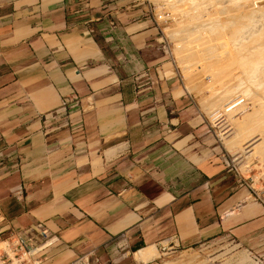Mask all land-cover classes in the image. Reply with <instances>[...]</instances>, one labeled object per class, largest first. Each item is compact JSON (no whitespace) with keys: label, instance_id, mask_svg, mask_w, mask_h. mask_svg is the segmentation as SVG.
I'll list each match as a JSON object with an SVG mask.
<instances>
[{"label":"crops","instance_id":"1","mask_svg":"<svg viewBox=\"0 0 264 264\" xmlns=\"http://www.w3.org/2000/svg\"><path fill=\"white\" fill-rule=\"evenodd\" d=\"M162 41L144 0H0V227L43 223L44 264L220 238L264 264V202Z\"/></svg>","mask_w":264,"mask_h":264},{"label":"rangeland","instance_id":"2","mask_svg":"<svg viewBox=\"0 0 264 264\" xmlns=\"http://www.w3.org/2000/svg\"><path fill=\"white\" fill-rule=\"evenodd\" d=\"M144 1H146L150 5L152 15L155 18L158 25L161 27L162 39H163L162 44L164 46V49L171 56V59L173 61V64L176 66L179 76L181 77L183 82L187 84V86L192 91V93L198 98L199 102L201 103L203 107V111L206 112L208 118L210 119L214 127V131L219 139L221 153L225 161L227 162L229 168L232 169L234 173L246 178L248 182L250 183L251 187H253L255 192L258 194V197L264 202V154L262 153L261 147L259 149L257 148V146H255L257 144L259 145V143L262 144L263 139H260L259 141L255 142L254 146H250L244 150H242V148H245V146H248V145H244L241 147L240 144L238 143H236L237 145L235 144V141L237 140L236 137H239V129L243 125H245L247 122L249 126L254 125L253 127L258 130V131L255 130L256 132L252 135L253 137H256L258 133H260L261 131L260 129L261 126H259L257 122H255L254 120H249L247 116L257 111L256 110L257 108L254 109V106L252 105L251 96L253 97L260 93V91L258 90L259 88L257 89V87L259 86V82L261 83V80L264 79V66L263 68H261L263 70L260 69V71H263L261 72L262 74L260 73L259 70H258L259 72L256 71L255 72L256 75L254 73V75L251 77V78L254 77L253 79L247 78L246 81L250 80V82L247 83V82H244V80L241 81L242 78L236 77L235 73L237 71L233 70L236 65H234L233 68L229 67L230 65L228 66V64H231V60L228 61V59L227 60L225 59L229 58L230 54H228L229 56L226 55V57H224L228 47L226 48V46L224 45V47L220 48L219 47L220 45L217 44L216 45L217 53L214 51V54H213V51L211 49H208V47L211 48L209 43L208 45L202 44L198 46L197 44H194V45L192 44V46H190L187 43L188 41H191V40L190 39L188 41L186 40L188 38L187 36H190L191 33L193 34L195 30L194 24L192 25L190 21L191 22L193 21V18L197 13H201L202 15H205V16H208L206 15L208 13L214 14L215 19H212V21H215V24L211 25L209 28L208 27L206 28V32L208 31V33H204V34L202 33L203 37L206 36L207 34V36L204 37L205 39H207L209 35H212L211 37L213 38V33H218L220 30L221 32L225 31V34H230V32L234 31V29L236 28L238 29L241 28L242 30L240 31L239 29V32H238L239 33L238 36H241V37H238L236 35L238 39L237 44L246 43L247 40L248 41L253 40L256 36L259 37L256 34L258 33L262 35L263 34L262 32H264V26H263L264 24V0H260V1L258 0L257 3H256V0H232V1L231 0H219L220 2L216 0L218 1L217 6H216L215 0H212L215 4L214 3L211 4V2H209L210 0H208L207 2L205 0H197V1L191 0L193 3L190 0L188 1L186 0H144ZM198 2H200V5L202 4L201 2H204L205 4L203 3L201 5L202 6L201 8V6L199 7ZM194 3L197 5L194 6ZM222 6H225V7H222ZM248 10L252 12L250 13ZM221 13H224V14L221 15ZM243 16H244V19L248 20V22L247 21L245 22V20L242 19ZM231 17L234 18V20H232ZM237 17L240 20H238ZM228 18L230 19L229 23L227 21ZM188 19H189V22H188ZM225 21H227L226 24L229 26H225L226 25L224 23ZM241 21H244L245 24H243V22ZM231 22H232V26L230 25ZM222 24L225 27L222 26ZM239 25H242V26L240 27ZM217 26L219 27V29L217 28ZM220 26L224 27L225 30L223 31L222 30L223 28ZM243 30H244V33H243ZM240 32H242V35L240 34ZM185 33L186 35H183ZM224 37L228 38V36H224ZM183 43H185V45L187 46H185ZM202 50L203 52H201ZM210 50L211 52L209 53ZM228 50L230 51V49ZM229 59H231V56ZM217 61H219L220 63ZM224 61L228 63L226 64ZM223 64H226V67H224ZM221 68L224 69V71ZM225 68L227 69V72ZM229 70H231V72L233 70L234 74L233 72L231 73ZM213 71L214 73L216 72L215 76H214ZM218 71H222V72L218 74L219 73ZM229 72L231 75L229 74ZM211 75L213 76V78ZM260 75H262L263 77ZM241 82H243L244 84H240ZM243 85H244V88L242 87ZM252 85H255V86L253 87ZM227 86H230V87H227ZM238 87L240 88L236 90V88ZM226 89L232 90V93L234 96L231 94L223 93L224 90ZM221 99H223L222 102L220 101ZM217 100L220 102H218ZM225 100L227 101L225 102ZM230 111H231V114L230 115L227 114V113H230ZM257 115H258V112H257ZM245 117H247L246 120L244 119ZM249 121H251L252 123L254 121V123L252 124ZM262 129H263L262 130L263 132L264 131L263 126H262ZM260 137L261 136H257V138H260ZM232 146L233 148L230 149ZM261 146H264V145H261ZM258 149L261 150L260 153H258L259 152ZM190 258H192L193 260H190ZM259 259L260 258L257 255H252L249 252L245 251L241 246H239L233 240L227 239V238H220V239H216V240L207 242L205 244H202L201 246H198L197 248H194L192 250H180L179 253L174 254L169 258H166L165 260L166 262L159 263V264H261L258 261Z\"/></svg>","mask_w":264,"mask_h":264},{"label":"bare ground","instance_id":"3","mask_svg":"<svg viewBox=\"0 0 264 264\" xmlns=\"http://www.w3.org/2000/svg\"><path fill=\"white\" fill-rule=\"evenodd\" d=\"M186 1H188V0H186ZM191 1V0H190ZM197 1V0H196ZM206 2L208 1V0H205ZM216 1V0H215ZM219 1V0H218ZM218 1H216V6H217V2ZM232 1V0H231ZM257 1L258 0H256V3H257ZM260 1V0H259ZM182 2H184V1H182ZM192 2V1H191ZM209 2H211V4H213L214 2L212 1V0H210ZM220 2V1H219ZM224 2V1H223ZM223 2H221V3H223ZM193 3V2H192ZM199 3V7L204 3V2H201L202 4L200 5V2H198ZM226 3H227V1H226ZM189 4H191V3H189ZM205 4V3H204ZM210 4V3H209ZM215 4V3H214ZM255 4V3H254ZM195 5H197V4H195L194 3V6ZM223 5V4H222ZM232 5V4H231ZM257 5V4H256ZM203 6H205V5H203ZM213 6V5H212ZM211 6V7H212ZM215 6V7H216ZM220 6V5H219ZM227 6V5H226ZM229 6V5H228ZM255 6V5H254ZM198 7V6H197ZM207 7V6H206ZM205 7V8H206ZM222 7H225V6H222ZM221 7V8H222ZM260 7V6H259ZM201 8H202V6H201ZM228 8V7H227ZM208 9V8H207ZM255 9V8H254ZM201 10V9H200ZM205 10V9H204ZM183 11H184V9H183ZM198 11V10H197ZM224 11V10H223ZM228 11V10H227ZM244 11V10H243ZM250 13L252 12V11H250V10H248ZM254 11H256V10H254ZM201 12V11H200ZM213 13H211V14H206V15H208V16H205V15H202L201 13H197L195 16H194V18H193V21L191 22L190 21V23L193 25L194 24V27H195V30H194V32H193V34L191 35L190 34V36H187L188 38L186 39L187 41L190 39L191 41H188V43L187 42H185V43H187L188 45H190V46H192V44L194 45V44H197L198 46H200V45H202V44H207L208 45V43H209V45H210V47L211 48H209L208 47V49H211L212 51H213V54H214V51L216 52L217 51V44L218 45H220L219 47L221 48V47H224V45L226 46V48H227V50H226V54H225V56L224 57H226V55H228V54H230V56H231V59H229L230 58V56H229V58H226L225 60H227L228 59V61L229 60H231V64H228V66L229 67H232L233 68V66L234 65H236L235 67H234V69L233 70H235V71H237L236 73H235V75H236V77H238V78H242V80L241 81H243L244 80V82H250V80L249 81H246L247 80V78H251L253 75H254V73L257 71V72H259L260 71V69L261 68H263V66H264V32H262L263 34L261 35V34H256V35H258L259 37H257L256 35H254V36H256L254 39L253 38H251V39H253V40H250V41H246V43H241V44H237V36L239 35V29H240V31H242L241 30V28H236V29H234V31H232L231 29V31L232 32H230V34H225V29H224V27L225 26H229V25H227L226 23H227V21H228V23L230 22V19L228 20L227 19V21H225L224 23L226 24L225 26L222 24V26H224V27H222V26H220V27H222L221 29L224 31V32H221V30L218 32V33H213V38L211 37L212 35H209V37L207 38V39H205L204 37H206L207 36V34H206V36H204L203 37V34L204 33H208V31L206 32V28L208 27H210L211 25H214L215 24V21H212V19H215L214 18V14L212 15ZM222 14H224V13H221V15ZM191 15V14H190ZM189 15V16H190ZM229 16V15H228ZM249 16V15H248ZM186 17V16H185ZM188 18V17H187ZM216 18H217V16H216ZM232 18V17H231ZM246 18H247V16H246ZM250 18V17H249ZM191 19H192V17H191ZM237 19H238V17H237ZM243 20H245V22L247 21L248 22V20H246V19H244V16H243V18H242ZM177 20V19H176ZM216 20H218V19H216ZM232 20H234V18H232ZM236 20V19H235ZM238 20H240V19H238ZM188 22H189V19H188ZM213 22V23H212ZM233 22V21H232ZM232 22H231V26H232ZM241 22H243V24H245L244 23V21H241ZM212 23V24H211ZM237 23V22H236ZM238 23H240V22H238ZM221 24V23H220ZM242 24V23H241ZM186 25V24H185ZM187 25H188V23H187ZM249 25V24H248ZM252 25V24H251ZM236 26V25H235ZM238 26V25H237ZM240 27L242 26V25H239ZM244 26H246V25H244ZM243 26V27H244ZM263 26H264V24H263ZM248 27V26H247ZM217 28L219 29V27L217 26ZM230 28V27H229ZM187 29V28H186ZM185 29V30H186ZM216 29V28H215ZM217 29V30H218ZM238 29V30H237ZM211 30H213V29H211ZM261 30V29H260ZM182 31V30H181ZM213 31H215V30H213ZM255 31V30H254ZM257 31V30H256ZM186 32V31H185ZM203 33V34H202ZM243 33H244V30H243ZM255 33V32H254ZM179 34V33H178ZM181 34V33H180ZM240 34L242 35V32H240ZM183 35H186V33L185 34H183ZM187 35H188V33H187ZM237 35V36H236ZM261 35V36H260ZM224 36H228V38L227 37H224ZM253 36V35H252ZM186 37V36H185ZM238 37H241V36H238ZM244 37H245V35H244ZM194 38V39H193ZM247 38V37H246ZM250 38V37H249ZM240 39V38H239ZM241 40V39H240ZM243 40V39H242ZM244 41H245V39H244ZM244 41H242V42H244ZM185 43H183L184 45H185ZM239 43H240V41H239ZM223 45V46H222ZM185 46H187V45H185ZM203 47V46H202ZM213 47V48H212ZM192 48H194V47H192ZM206 48V47H205ZM190 49V48H189ZM200 49V48H199ZM223 49H225V48H223ZM228 49H230V51L228 50ZM201 50V49H200ZM211 50L209 51V53L211 52ZM192 51V50H191ZM200 52V51H199ZM201 52H203V50L201 51ZM197 53V52H196ZM217 53V52H216ZM221 53V52H220ZM223 53V52H222ZM192 54V53H191ZM195 54V53H194ZM200 54V53H199ZM204 54V53H203ZM202 54V55H203ZM205 54H206V52H205ZM208 54V53H207ZM223 54V55H224ZM180 55V54H179ZM190 55V54H189ZM198 55V54H197ZM217 55V54H216ZM199 56V55H198ZM211 56V55H210ZM222 56V55H221ZM202 57V56H201ZM216 57V56H215ZM214 57V58H215ZM193 58V57H192ZM217 58V57H216ZM222 58V57H221ZM190 59V58H189ZM200 59V58H199ZM203 59H205V58H203ZM218 59V58H217ZM208 60V59H207ZM210 60V59H209ZM215 60V59H214ZM186 61V60H185ZM188 61V60H187ZM200 61V60H199ZM220 61V60H219ZM219 61H217V62H219ZM201 62H203V61H201ZM221 62V61H220ZM219 62V63H220ZM225 62V61H224ZM216 63V62H215ZM226 63V62H225ZM228 63V62H227ZM226 63V64H227ZM202 64V63H201ZM211 64V63H210ZM226 64H223L224 65V67H226ZM192 65V64H191ZM215 65V64H214ZM218 65V64H217ZM186 66V65H185ZM189 66V65H188ZM227 66V67H228ZM198 67V66H197ZM210 67H212V66H210ZM228 67V68H229ZM231 68V69H232ZM236 68V69H235ZM195 69V68H194ZM210 69V68H209ZM222 69V68H221ZM226 69V68H225ZM212 70V69H211ZM216 70H217V68H216ZM219 70V69H218ZM223 71H224V69H222ZM233 70H232V72H233ZM259 70V71H258ZM261 70H263V69H261ZM230 72H231V70H229ZM208 72V71H207ZM206 72V73H207ZM219 72V73H218ZM217 73L218 74H220L222 71H218ZM226 72H227V69H226ZM230 72H229V74H230ZM231 72V73H232ZM261 72H263V71H260V73ZM211 73V72H210ZM213 73H214V71H213ZM212 73V74H213ZM216 73V72H215ZM215 73H214V76H215ZM218 74H216V75H218ZM233 74H234V72H233ZM232 74V75H233ZM262 74V73H261ZM231 75V74H230ZM255 75H256V73H255ZM258 75H259V73H258ZM212 76V75H211ZM260 76H262V75H260ZM225 77V76H224ZM263 77V76H262ZM212 78H213V76H212ZM254 78V77H253ZM253 78H251V79H253ZM221 79V78H220ZM236 79V78H235ZM222 80V79H221ZM256 80V79H255ZM254 80V81H255ZM259 80V79H258ZM264 79H262L261 80V83L259 82V86L257 87V89L260 91V93L259 94H257V95H255V96H251V102H252V105L254 106V109L255 108H257L255 111V113L253 114H251V115H248L247 117H248V119L249 120H254L255 122H257V124L259 125V126H261V131H260V133H258V135L257 136H261L260 138H257V136L256 137H253L252 135L256 132V131H258L256 128H254L253 126H249L248 125V122L245 124V125H243L240 129H239V137H236L237 138V140L235 141V144L236 143H238V144H240L241 145V147L242 146H244V145H248V146H245V148H242V150H244V149H246V148H248V147H250V146H254V144H255V142H257V141H259L260 139H263V141H262V144L261 143H259V145L257 144V145H255V146H257V148H259L260 149V147H261V149H262V153L264 154V146H261V145H264L263 143H264V131L262 132V126L264 127V81H263ZM253 81V80H252ZM263 81V82H262ZM225 82V81H224ZM236 82H237V80H236ZM235 82V83H236ZM220 83V82H219ZM222 83V82H221ZM230 83V82H229ZM252 83V82H251ZM240 84H244L243 82H241ZM246 84V83H245ZM250 84V83H249ZM253 84V83H252ZM254 84H255V82H254ZM258 84V83H257ZM248 85V84H247ZM251 85V84H250ZM241 86V85H240ZM246 86V85H245ZM253 87L255 86V85H252ZM257 86V85H256ZM212 87V86H211ZM224 87V86H223ZM227 87H230V86H227ZM243 88H244V85L242 86ZM249 87V86H248ZM251 87V86H250ZM225 88V87H224ZM240 87H238V88H236V90L237 89H239ZM247 88V87H246ZM228 89V88H227ZM224 90V92L223 93H227V94H231V95H233V93H232V90ZM250 89V88H249ZM233 90H235V89H233ZM248 90V89H247ZM246 90V91H247ZM221 92V93H222ZM249 92V91H248ZM230 95V96H231ZM229 96V97H230ZM234 96V95H233ZM232 97V96H231ZM233 98V97H232ZM235 98H236V96H235ZM220 99V98H219ZM228 99H230V98H228ZM218 101V100H217ZM221 102L223 101V99H221L220 100ZM220 101H218V102H220ZM227 100H225V102H226ZM232 101V100H231ZM230 101V102H231ZM229 102V101H228ZM226 104V103H225ZM250 104V103H249ZM248 104V105H249ZM228 105V104H227ZM245 105V104H244ZM223 108H224V106H223ZM259 110V111H258ZM237 111V110H236ZM257 112H258V115H257ZM234 113V112H233ZM227 114H231V111H230V113H227ZM246 116V115H245ZM247 117H245L244 119L246 120V118ZM247 119V120H248ZM254 121H253V123H254ZM250 123H252L251 121H249ZM249 123V124H250ZM252 123V124H253ZM255 125H256V123H255ZM240 126V125H239ZM256 130V131H255ZM237 145V144H236ZM259 146V147H258ZM238 147V146H237ZM233 148V146L230 148V149H232ZM256 149V148H255ZM258 149V150H259ZM260 151L261 150H259V152L258 153H260ZM263 154H262V156H263ZM142 253V252H141ZM145 257V256H144ZM191 259V258H190Z\"/></svg>","mask_w":264,"mask_h":264},{"label":"built area","instance_id":"4","mask_svg":"<svg viewBox=\"0 0 264 264\" xmlns=\"http://www.w3.org/2000/svg\"><path fill=\"white\" fill-rule=\"evenodd\" d=\"M64 100L61 110H65ZM4 217L0 211V225ZM52 237L46 226L39 222L22 233L0 227V264H44L41 252L52 245ZM72 264H99L89 256L78 257Z\"/></svg>","mask_w":264,"mask_h":264}]
</instances>
